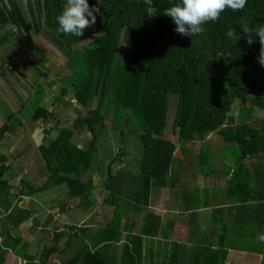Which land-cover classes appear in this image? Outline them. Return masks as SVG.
Here are the masks:
<instances>
[{
	"label": "trees",
	"instance_id": "16d2710c",
	"mask_svg": "<svg viewBox=\"0 0 264 264\" xmlns=\"http://www.w3.org/2000/svg\"><path fill=\"white\" fill-rule=\"evenodd\" d=\"M175 2L178 0H153L158 11ZM24 3L26 12L20 0H0V31L13 26L16 34L24 36L31 61L42 64L48 54L33 41L31 33L33 28L38 30L36 21L41 22L58 49L64 53L71 51L67 84L61 87L55 101L69 94L72 101L85 108V113L75 117L71 125L58 126L54 137H49V129H43L42 142L37 146L48 174L43 186L64 184L70 199L79 198L80 203L92 199V179L84 180L82 176L92 165L96 133L105 128V115L109 112L114 113L115 122L126 124L136 134L142 153L133 174L123 168L111 170L115 160L123 155L121 147L108 163L103 202L113 209L105 226L94 230L87 225L55 227L51 243L43 246L35 261L26 252L28 243L20 235L12 234L6 225L0 231L4 237L0 241V263L2 250L10 249L24 264H47L50 257L63 254L79 240L59 264H141L144 238L160 234L168 239L173 225L169 220L162 226L160 216L149 209L152 188H173L178 173L177 146L182 149V156L188 157L191 154L185 145L201 142L209 134H217L225 145L236 148L237 167L231 173L229 191L234 194L235 188L247 186L241 175H247L249 170L241 161L264 154V115L257 127L243 117V113L249 117L254 109L264 114V67L258 59L261 45L258 38L247 44V34L234 43L225 33L229 28L239 33L242 22L251 29L264 24V0H247L244 8L236 11L226 8L215 22H207L203 32L192 37L175 33L171 18L162 12L147 16L143 0H88L90 7L95 5L99 13H94L95 23L86 27L80 37L57 32L56 16L66 0H24ZM13 34L0 35V44ZM84 41L88 42L71 49ZM170 95L176 97L171 132L177 144L165 137ZM43 96L42 86L35 85L29 102L33 122L53 117L40 104ZM233 105L238 111L236 116L228 113ZM19 123L14 113H9L0 125V141ZM83 129L91 133L84 147L73 141L75 131ZM203 150L201 145L196 158L208 173L207 153ZM4 159L0 154V161ZM10 168V164L0 165V202L7 223L17 227L32 215L18 203L23 195L32 194L35 189L21 179L17 199L11 203L12 186L5 177ZM130 212L142 214L136 232H133L135 220L129 219ZM195 250L198 251L190 252L196 257L191 264H224L228 252L224 244L215 248L198 245ZM174 257L170 252L167 263L172 264Z\"/></svg>",
	"mask_w": 264,
	"mask_h": 264
},
{
	"label": "rangeland",
	"instance_id": "374dc122",
	"mask_svg": "<svg viewBox=\"0 0 264 264\" xmlns=\"http://www.w3.org/2000/svg\"><path fill=\"white\" fill-rule=\"evenodd\" d=\"M23 11L26 12L24 0H20ZM38 30H31L32 39L43 47L48 57L42 64L32 62V56H28L30 51L26 45L23 35L16 34L13 26L4 27L0 35L14 32L8 36L7 42L0 44V125L6 120L9 113H14L15 118L20 121L15 128L7 133L0 141V154L6 159L0 161V165L10 164V170L5 177L11 184L9 201L14 203L19 190V183L24 179L30 183L35 191L32 194H25L19 201L18 206L27 208L32 212L29 219L15 227L12 222L7 223L5 218V209L0 202V231L6 225L14 235H20L22 241L28 243L26 252L38 260L43 246L51 243L52 232L55 227L67 228L69 224L81 227L87 225L91 230L99 226H105L111 218L113 207L103 202L105 197L104 181L107 173V165L121 147L123 155L115 160L111 170L123 168L127 173L133 174L136 164L141 156V144L136 136L131 133L126 124L115 122L114 113L105 115V128L99 129L96 133V150L93 154V162L90 169L82 176V179L91 178L94 186L93 197L91 200H85L80 203V199H70L67 195V187L62 185L45 188L48 181V174L45 170L43 161L37 150V146L42 142L43 129H49V137H54L58 126L71 125L73 119L85 113V108L77 102L72 101L69 94L61 97V101H55L59 95L61 87L67 84V74H69L70 53H64L58 49L51 41L49 30L39 21H36ZM84 41L73 46L83 45ZM39 84L44 90V96L41 105L48 108L53 113V117L45 121L33 122L30 119L32 107L29 104L33 96V88ZM69 91V90H68ZM68 93V92H67ZM96 100V98H95ZM176 105V97L170 95L169 108L167 112V123L165 126V137L171 139L177 144L176 136L171 132V123L173 111ZM228 112L232 115L236 112L234 107ZM23 110L24 115L19 113ZM25 110V111H24ZM91 138V133L83 129L75 131L73 141L85 146ZM198 142V141H197ZM196 143V142H195ZM195 143L186 144L185 149H195ZM203 153L209 155V167L227 172L224 167V161L229 163L236 162V148L229 145L214 148L210 143L204 146ZM182 149L177 146L176 156L182 157ZM223 159V160H222ZM197 160H199L197 158ZM194 160V163L197 161ZM195 165H198L195 163ZM192 176H188L191 178ZM186 180V178H185ZM163 191L170 192V188L163 189L152 188L149 204L154 205L157 202L158 195ZM154 211V208H150ZM142 214H133L130 212L129 219H134L135 226L141 223ZM131 229H127L129 231ZM126 231V232H127ZM4 237L0 234V241ZM79 243L70 245L65 252L57 257H50L47 264H59L66 259L72 250ZM21 244V243H20ZM20 246V245H19ZM3 257L0 264H24V261L12 253L10 249L2 250Z\"/></svg>",
	"mask_w": 264,
	"mask_h": 264
},
{
	"label": "crops",
	"instance_id": "0c3cea01",
	"mask_svg": "<svg viewBox=\"0 0 264 264\" xmlns=\"http://www.w3.org/2000/svg\"><path fill=\"white\" fill-rule=\"evenodd\" d=\"M237 114L236 109L232 115ZM263 115L259 109H254L249 117L243 113L254 127L259 126ZM209 143L211 148L225 145L217 134H209L196 142L195 149L188 150L191 155L177 157L175 186L170 192L158 195L154 205L149 204L160 216L162 226L169 220L173 225L168 239L160 234L144 238L141 264H168L170 252L175 256L172 264H191L196 257L190 252H197L198 245L215 248L220 244L228 251L224 264H264V242L257 239L258 234L264 233V154L241 161L249 170L247 175H241L245 181L240 179L247 186L235 188L232 194L228 182L236 162L233 165L222 159L227 172L214 166L206 173L198 164L196 154L201 145L205 150L204 146ZM207 160L209 163L208 154ZM138 227L134 225L133 232Z\"/></svg>",
	"mask_w": 264,
	"mask_h": 264
},
{
	"label": "clouds",
	"instance_id": "9594fccd",
	"mask_svg": "<svg viewBox=\"0 0 264 264\" xmlns=\"http://www.w3.org/2000/svg\"><path fill=\"white\" fill-rule=\"evenodd\" d=\"M143 2L146 5L147 16L153 17L158 12H162L171 18L175 25V33L182 37H192L203 32V26L207 22H215L226 8L233 11L243 9L247 0H178L162 11H158L153 0H143ZM94 13L98 14L99 9L95 5L90 7L88 0H66L61 12L56 16L57 32L75 37L82 36L83 30L95 23ZM244 34H247L246 43L249 45L258 38L261 45L258 59L260 66L264 67V24L251 29L247 23L242 22L239 33L232 28L225 33L234 43ZM257 239L264 242V233L258 234Z\"/></svg>",
	"mask_w": 264,
	"mask_h": 264
}]
</instances>
